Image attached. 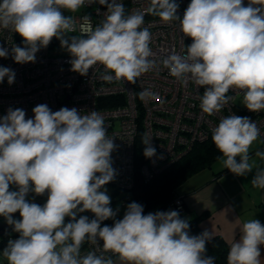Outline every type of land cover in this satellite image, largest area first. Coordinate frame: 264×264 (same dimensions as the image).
<instances>
[{
	"label": "clouds",
	"instance_id": "obj_1",
	"mask_svg": "<svg viewBox=\"0 0 264 264\" xmlns=\"http://www.w3.org/2000/svg\"><path fill=\"white\" fill-rule=\"evenodd\" d=\"M95 2L0 0V29L23 38V47L11 48L13 60L35 62L36 53L55 37L72 56L71 71L82 76L99 64L104 67L102 80L135 84L162 65L180 84L204 88L200 109L209 116L234 101L227 95L232 90L242 92L249 111L264 110V0H249L247 6L244 0H191L182 19L176 0H150L147 9L127 15L119 0H98L107 7L100 24L88 29L86 38L67 36L75 28L64 10L76 12ZM145 14L164 23L178 21L180 32L192 43L179 53L173 50L158 65L150 47L152 34L143 27ZM8 56V49L0 47V57ZM5 77L11 85L15 72L0 67V83ZM154 95L148 89L139 93L141 100ZM33 113L34 118L26 119L24 110L9 108L0 118V216L19 233L2 252L7 264H116L105 253L118 256L121 264H214V258L205 255L212 233L189 235L190 225L177 211L145 215L143 205L132 202L123 218L116 219L119 209L110 207L111 197L103 187L115 177L111 153L116 145L97 111L81 115L62 107L53 112L41 104ZM259 137L257 124L237 115L225 116L212 129V141L222 154L217 159L237 176L256 167L250 149ZM142 143L146 158L156 155L147 134ZM255 156L264 160V151L257 150ZM13 184L18 191L9 190ZM251 184L264 189V168L256 167ZM30 191H47L46 203L28 202ZM17 211L21 220L11 215ZM85 211L95 218L77 219ZM108 219L113 225L102 227ZM239 230L240 240L231 243L227 264H262L264 225L250 219ZM86 241L94 250L82 254Z\"/></svg>",
	"mask_w": 264,
	"mask_h": 264
},
{
	"label": "built area",
	"instance_id": "obj_2",
	"mask_svg": "<svg viewBox=\"0 0 264 264\" xmlns=\"http://www.w3.org/2000/svg\"><path fill=\"white\" fill-rule=\"evenodd\" d=\"M119 2L123 3L126 15L143 11L150 6V0ZM176 3L179 4L177 15L182 19L191 0H176ZM248 3L249 0H244L245 6ZM64 12L65 16L73 18L75 28L67 34L86 38L87 30L94 29L105 18L107 7L100 5L97 0L76 12ZM85 16L89 20H85ZM143 27H147L152 34L150 47L158 65L173 50L179 53L183 47L192 43L190 37H185L180 32L178 21L164 23L157 16L145 14ZM13 46L23 47V38L15 32L0 29V47L9 51L7 58L0 57V67H7L15 72L14 83L9 85L7 77L0 83V118L7 115L9 108L22 109L26 113V119L34 118L33 108L41 104H46L53 112L62 107L75 108L81 115L97 111L104 119L108 136L113 138L116 145L111 153L115 177L106 184L115 189L128 190L133 185L135 149L138 140L145 134L151 138V145L156 149V155L152 158L145 157L140 165V173L145 178L161 172L196 144L212 138V129L225 116L250 118L257 124L259 139L264 146V110L255 113L237 104L238 97L243 95L242 92L238 95V90L227 93L234 97V101H230L220 112L209 116L200 109V96L204 88L197 87L192 82L180 84L162 65L143 74L135 84L127 81L109 83L100 78L104 72L103 65H95L84 76L71 71L72 56L66 49L55 51L48 45L36 53L35 62L18 64L11 56ZM145 89L154 93V97L141 100L139 93ZM143 147L145 149L144 144ZM44 196L48 197L47 191L38 197ZM110 207L117 209L112 204ZM170 207L182 211V199L176 197ZM80 216H87L89 220L95 218L90 211H85ZM107 221L109 219L102 223ZM18 238L16 235L9 240ZM102 243L100 241L101 245ZM90 250H94V246L87 243L81 252L83 254ZM110 255L111 253H105V256Z\"/></svg>",
	"mask_w": 264,
	"mask_h": 264
},
{
	"label": "crops",
	"instance_id": "obj_3",
	"mask_svg": "<svg viewBox=\"0 0 264 264\" xmlns=\"http://www.w3.org/2000/svg\"><path fill=\"white\" fill-rule=\"evenodd\" d=\"M260 142V141H259ZM254 147V148H253ZM259 147L251 146L250 155ZM264 168V167H262ZM255 171L246 176H237L216 159L206 167L188 177L175 190L183 201L184 211L180 218L188 219L201 215L199 228L208 231L212 237H220L227 245L240 240V226L250 219H257L264 225V189L255 188L251 180ZM161 211H176L167 207ZM260 259L264 264V245H259ZM121 264L119 257L113 258Z\"/></svg>",
	"mask_w": 264,
	"mask_h": 264
},
{
	"label": "trees",
	"instance_id": "obj_4",
	"mask_svg": "<svg viewBox=\"0 0 264 264\" xmlns=\"http://www.w3.org/2000/svg\"><path fill=\"white\" fill-rule=\"evenodd\" d=\"M65 15V12H64ZM67 36H71L66 34ZM50 48L55 51L65 50L60 46V41L53 37L50 44ZM264 149L262 143L253 151ZM222 154L216 149L212 138L205 142L196 144L191 150L183 157L179 158L170 166L164 168L161 172L153 175L150 178H145L140 173V165L145 161L144 147L142 139L138 140L135 149V173L133 185L128 190L115 189L110 195L111 204L114 205L119 211L117 212L116 219H122L126 207L129 203L136 202L143 205L144 214L155 213L170 207V203L177 196L175 194L176 188L184 182L192 174L209 167V165ZM38 198V197H37ZM184 211V205L182 211ZM81 213H78L77 219H79ZM183 219V218H181ZM190 225L189 235H199L201 230L199 228V222L201 215H195L186 219ZM113 219L102 223L104 225L112 226ZM19 234V233H18ZM17 233L9 231L5 224H0V252H3L4 247L9 241V238L19 236ZM87 241L82 245L83 249L87 245ZM206 256L214 258V264H227L228 245L220 237H212L206 243ZM112 259L116 255L111 254Z\"/></svg>",
	"mask_w": 264,
	"mask_h": 264
},
{
	"label": "rangeland",
	"instance_id": "obj_5",
	"mask_svg": "<svg viewBox=\"0 0 264 264\" xmlns=\"http://www.w3.org/2000/svg\"><path fill=\"white\" fill-rule=\"evenodd\" d=\"M242 99H243V95L242 96H240V97H238V99H237V104H240L241 106H244L243 104H242ZM260 141V142H259ZM259 144V146H260V143H261V140L258 138V140L256 141V142H254L253 143V146L255 145V144ZM254 148V147H253ZM259 151H264V149H261V150H259ZM251 157H252V160L253 161H255V165H256V167H260V168H262V167H264V160H261L259 157H256L255 156V152L252 154V155H250ZM256 167H254V169H253V171H256ZM104 187V189H106V191H107V194L110 196L111 194H112V192L114 191V188L112 187V186H108V185H104L103 186ZM9 190L10 191H18V187L16 186V185H10V187H9ZM39 195H37V194H35V193H33V192H29L27 195H26V200L28 201V202H30V203H36V204H38V205H40V206H43L45 203H46V201H47V199H48V197L47 196H44V197H38ZM38 197V198H37ZM12 216H13V218L14 219H16V220H21L22 219V217L20 216V213H19V211H17L16 213H13V214H11ZM70 221V218L69 217H65V223H68ZM5 224L6 226H7V228L9 229V231H11V232H13V233H17L18 234V232H15L14 230H13V226L12 225H9L8 223H7V221H6V219L3 217V216H0V224ZM0 264H7V261L3 258V256H2V252H0Z\"/></svg>",
	"mask_w": 264,
	"mask_h": 264
}]
</instances>
